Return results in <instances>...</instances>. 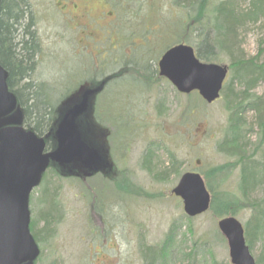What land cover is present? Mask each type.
<instances>
[{
    "label": "rangeland",
    "instance_id": "1",
    "mask_svg": "<svg viewBox=\"0 0 264 264\" xmlns=\"http://www.w3.org/2000/svg\"><path fill=\"white\" fill-rule=\"evenodd\" d=\"M26 1L40 43L31 79L49 91L57 113L51 139L40 137L45 150L55 149L54 135L63 115L83 105L75 123L99 158L88 169L78 168V163L77 168L49 163L53 169L31 192L30 235L43 230L41 217L55 212L43 230L48 238L35 242L39 250L35 264H143V250L161 248L170 230L171 248L182 249L183 254L198 248L194 264H230L226 241L216 228L218 218L207 212L189 220L181 201L170 194L182 174H200L199 168L207 172L234 161L217 151L227 115L220 100L207 105L197 94L179 95L157 75L161 54L178 43L175 29L182 18L178 9L171 0H85L93 19L90 37L82 45L79 31L70 30L57 10L66 0ZM236 45L237 56L250 59L261 54L258 61L264 62V20L245 26ZM214 64L228 66V59L220 56ZM93 89L98 91L91 93ZM253 93L261 96L264 84L259 83ZM19 115L22 122L21 110ZM245 122L243 143L250 153L258 128L252 113ZM148 151L151 166L142 170ZM170 155L177 163V175L168 170L165 180L155 181L169 168ZM223 177L224 185L215 191L220 198L224 191L237 198L232 217L244 230L255 263L264 264V232L255 230L251 235L249 229L258 216L254 209L264 203V185L256 186L243 204L238 201V171L234 167ZM188 226L191 236L186 235ZM144 253L148 258L157 254Z\"/></svg>",
    "mask_w": 264,
    "mask_h": 264
},
{
    "label": "trees",
    "instance_id": "2",
    "mask_svg": "<svg viewBox=\"0 0 264 264\" xmlns=\"http://www.w3.org/2000/svg\"><path fill=\"white\" fill-rule=\"evenodd\" d=\"M246 2L248 3L245 4ZM170 4L178 9L182 17L175 29L178 42L176 44L192 46L196 57L203 63H216L220 56L228 59L230 79L228 82L225 81L219 99L227 115L224 134L217 144V151L234 161L207 172L199 168V172L210 194L208 213L218 219L234 216L236 212L233 207L237 198L226 191L223 193L225 196L220 198L215 191L216 187H222L226 181L223 177L224 172H229L234 167L238 171L237 193L242 199L238 201L243 204L248 202V194L256 186L264 185V93L261 96L253 93L259 83L264 84V62L258 61L260 49L259 55L243 59L240 55L237 56L236 45L238 35L245 26L255 25L259 20H264V0H218L216 3L213 0H171ZM27 5L26 0H0V67L7 72V88L15 96L22 111L23 128L32 131L38 137L50 135L51 139L57 116L55 106L49 100L47 95L49 91H43L45 86L34 85L29 80L34 70V56L38 52V44L35 32L31 31L34 24ZM139 70L142 72L144 69L139 67ZM248 113L253 114L258 128V138L252 144L250 153H247L246 145L243 143L247 134L245 121ZM46 147L50 149L47 144ZM151 156L152 153L149 151L144 155L142 170H149ZM170 158L169 168L156 175L155 181L165 180L168 170L177 175L175 172L177 163L174 162L173 156L170 155ZM146 160L148 161L145 162ZM200 163L202 165L203 161ZM215 178L223 179L215 184L212 183V179ZM254 210H258L255 212L258 216L249 224L251 235L255 234V230L264 232V203L259 209ZM54 214L52 210V214L47 212L46 218L41 217L43 230L52 223ZM43 230L38 233L32 231L35 242H39L40 238L43 241L48 238L43 237ZM171 231L161 248L144 249L157 252L155 257L148 258L143 250V264H174L178 261L194 264L193 254L197 253L198 248L196 252L184 254L182 249L171 248ZM192 234L191 227L188 226L186 235Z\"/></svg>",
    "mask_w": 264,
    "mask_h": 264
},
{
    "label": "water",
    "instance_id": "3",
    "mask_svg": "<svg viewBox=\"0 0 264 264\" xmlns=\"http://www.w3.org/2000/svg\"><path fill=\"white\" fill-rule=\"evenodd\" d=\"M157 70L179 94L195 92L207 105L219 99L228 73L225 65L202 63L193 48L183 44L165 51ZM84 107L75 106L63 115L54 135L56 147L46 152L43 139L23 130L16 98L7 88V72L0 67V264H33L39 255L29 232L28 203L49 163L75 168L78 163V168L88 169L98 161V154L82 140L75 123ZM170 194L181 201L187 218L209 209L210 195L197 172L181 175ZM217 230L226 241L230 264H256L234 217L220 219Z\"/></svg>",
    "mask_w": 264,
    "mask_h": 264
},
{
    "label": "flooded vegetation",
    "instance_id": "4",
    "mask_svg": "<svg viewBox=\"0 0 264 264\" xmlns=\"http://www.w3.org/2000/svg\"><path fill=\"white\" fill-rule=\"evenodd\" d=\"M57 10L61 15V17L63 18V20L68 24L70 30L79 31L80 36L82 38L81 41L82 45H84L83 42L90 37V33H89L90 28L88 29V26H90V21L93 19L92 17L93 10L91 9L89 3L85 2V0H66V2L62 6L57 7ZM31 31H34L33 28ZM37 44H38V52L34 56V60H37L39 56L40 43L38 38H37ZM106 81L107 80H104L100 84L99 88L103 90L104 83ZM56 167L57 166H55V168ZM110 169L107 171L108 174L111 173Z\"/></svg>",
    "mask_w": 264,
    "mask_h": 264
},
{
    "label": "bare ground",
    "instance_id": "5",
    "mask_svg": "<svg viewBox=\"0 0 264 264\" xmlns=\"http://www.w3.org/2000/svg\"><path fill=\"white\" fill-rule=\"evenodd\" d=\"M248 2H246L245 4H247ZM244 8H246V7H244ZM179 45V44H178ZM183 45H185V44H183ZM34 71V70H33ZM31 77H32V73L30 74V76H29V80L32 82V79H31ZM34 83V82H33ZM92 83H93V81H92ZM48 92V91H47ZM47 95H48V97H49V92L47 93Z\"/></svg>",
    "mask_w": 264,
    "mask_h": 264
}]
</instances>
